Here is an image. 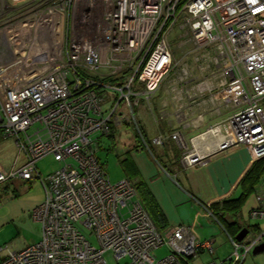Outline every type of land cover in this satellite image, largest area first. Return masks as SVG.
<instances>
[{"label":"built area","instance_id":"obj_1","mask_svg":"<svg viewBox=\"0 0 264 264\" xmlns=\"http://www.w3.org/2000/svg\"><path fill=\"white\" fill-rule=\"evenodd\" d=\"M45 17L47 25L57 18L54 27L39 23L35 31L51 30L48 35L56 37L60 27L62 47L42 51L51 61L40 67L31 51L34 36L24 34V40L17 31ZM180 22L195 50L213 48L225 59L229 84L220 96L236 108L206 131L215 137L211 149H195V138L186 141L178 132L169 136L184 150L183 168L237 146L246 147L254 161L263 159L264 0H31L19 6L0 0V32L16 31L2 35L12 60L0 54V129L18 151L10 169L0 171V186L39 179L44 190L43 202L32 212L41 224L40 240L7 250L0 264H106L108 252L126 264H190L199 253L214 252L213 241L195 239L185 226L160 231L135 186L128 179L111 182L96 157L98 139L109 137L110 124L133 127L149 148L135 108L141 100L148 104L171 72L169 36ZM105 90L119 94L106 115L99 94ZM166 139L158 136L152 143L163 146ZM49 155L63 167L44 180L36 164ZM255 204L249 218L262 221L264 184ZM262 236L246 244L232 239L228 264H241ZM162 247L167 254L159 258Z\"/></svg>","mask_w":264,"mask_h":264},{"label":"rangeland","instance_id":"obj_2","mask_svg":"<svg viewBox=\"0 0 264 264\" xmlns=\"http://www.w3.org/2000/svg\"><path fill=\"white\" fill-rule=\"evenodd\" d=\"M28 1L31 0H10L15 6L22 5ZM5 18L9 19L8 24H11L10 19L12 16L8 14ZM36 23V20L32 22L34 28L29 30L28 39L35 35ZM27 25L30 26V24ZM9 39L11 41V37H9ZM3 40L2 35H0V54L2 53V59L6 61L12 60L9 45H4ZM169 41L171 44L173 65L171 72H168L166 75L162 86L168 90L170 98L168 99L170 101L172 99L171 102L169 101L171 105L174 103L176 106V118L181 120L184 118V115H189L191 105L198 111H208L212 114V117L215 115L216 117L222 116L220 115L222 114L220 111H225L228 117L231 116L232 113L236 111L235 106L231 102L228 103L223 101L220 96L222 90L228 86L227 83L229 84L228 76L223 72L225 59L221 55L219 56V53L213 48L207 47L202 50H195L191 34L188 28L182 25V22L177 24L171 31ZM45 52L47 54V51ZM41 54L42 59L37 55L36 59L37 62H41L40 67H43L48 65L47 61L51 60L43 59L45 54H43L42 51ZM5 55L6 57H3ZM51 55V58L54 59L55 53ZM99 94L102 96L103 103L101 106L106 115L117 103L119 94L106 90ZM207 95H209V97ZM143 104L146 105V102L141 101L140 107H142ZM261 105L264 107V101ZM121 110L126 111L123 102L121 104ZM135 112L138 121L142 125V129L146 132V140L149 147L153 148L152 140L156 136L157 130L155 122L148 110L139 114L138 107H136ZM110 131L113 138H108L106 136L101 137L96 157L103 166L110 181L117 182L126 179V167L129 168L128 161L126 162V150L129 146V138L132 136L134 139L135 133L132 127H126L125 124L122 126L110 124ZM184 139L186 140V138ZM208 141L213 145L215 137L210 136L206 138V140H201L199 137L195 138L193 146L197 150L205 151V149L208 148ZM143 146L145 145L143 144ZM177 148L179 149L178 153L180 157H182L184 150L178 146ZM17 154L18 151L13 140L4 139L0 129V171L7 172L14 163ZM22 163V158H20L17 164L20 165ZM62 167L63 163L56 160L51 155L43 157L36 164L40 177L44 180ZM262 179L264 180V172L262 174ZM43 200L44 190L39 179H33L30 182L17 179L10 180L0 186V248L3 249L0 256H4L7 250L19 251L40 240L41 224L32 219V212ZM254 206L255 192L253 191L242 203L239 215L236 217L237 221L243 226L249 227L248 234L242 241L245 244L261 235H263L261 240L262 243H264V220L256 222L249 218V211L254 208ZM256 224L260 231H255L251 228ZM83 233L93 246H98L97 241L90 236L88 230H84ZM222 245V249L218 251L215 261L221 263L223 260L224 264H228L227 258L229 255L231 256L232 250L228 241ZM166 254L167 249H165V247L156 251V255L159 258ZM200 256H203L202 259L190 264H199L198 262H203V259L207 257L211 259L215 258V254L212 255L208 251H205V253H202ZM104 259L106 264H126L128 262L127 259H121L117 262L110 252L104 254ZM204 264H208V262ZM243 264H264V252L253 255L251 251L245 257Z\"/></svg>","mask_w":264,"mask_h":264},{"label":"crops","instance_id":"obj_3","mask_svg":"<svg viewBox=\"0 0 264 264\" xmlns=\"http://www.w3.org/2000/svg\"><path fill=\"white\" fill-rule=\"evenodd\" d=\"M168 94V90L161 85L148 104L138 106L139 114L148 110L155 122L157 130L154 138L163 136L167 139L163 146L153 144V148H146L138 141L136 135L134 139L131 136L128 141L126 158L132 164V171L130 174L126 173V179L136 186L139 200L160 231L164 232L179 226L187 227L195 239L213 241L212 255L215 254V258L207 257L203 259V262L198 263L224 264L223 260L221 263L215 261L216 255L226 241L229 242L232 250V239L235 237L233 238L226 231L210 207L214 205L217 207L215 208L216 213H224L221 208L222 202L240 195V181L256 161L251 158L246 147L237 146L211 156L203 164L183 168L179 149L169 136L178 132L188 141L201 136L202 140H206L209 137L205 134L206 131L226 119L228 114L220 111L222 116L212 117L208 111H198L191 105L190 114L178 120L176 106L174 103L171 105L172 99L169 100ZM135 115L137 118L136 112ZM139 124L141 125L140 122ZM143 133L147 138L144 130ZM100 139H98V148ZM208 142V147H213L210 141ZM262 184L264 180L261 176L254 188L255 193ZM224 219L229 222L236 220L228 215H225ZM240 225L243 226L241 223ZM253 229L260 231L259 228L256 230L253 227ZM202 253L191 258L190 263L202 259L203 256H200ZM229 257L230 255L227 262ZM243 262L244 260L241 264Z\"/></svg>","mask_w":264,"mask_h":264},{"label":"trees","instance_id":"obj_4","mask_svg":"<svg viewBox=\"0 0 264 264\" xmlns=\"http://www.w3.org/2000/svg\"><path fill=\"white\" fill-rule=\"evenodd\" d=\"M126 76H127V73L123 76V78H125ZM140 128H141V125H140ZM134 132H135L136 137L138 138L137 132L135 131V129H134ZM108 138H113L111 133H110ZM145 139H146V137H145ZM138 141L141 142V140L139 138H138ZM127 161L129 164V168L126 167V173L130 174L132 171V168H131L132 164L128 158H126V162ZM263 172H264V158L259 160V161H256L253 164V166L247 171V173L244 175V177L241 179L240 184H239L240 188H241L240 195L237 198L225 200L222 202L221 208H222V210H224V213H216L217 211L215 210V208H217V207L214 205H213L214 207L213 206L210 207V208H212L214 215L219 219V221L222 223L223 227L226 229V231L230 235H232L233 238L238 234V232L242 228L248 229L247 227L241 226L240 223L237 221L236 217L239 215L242 203L254 191V188L257 185V183L260 181ZM27 182H30V181H27ZM135 188H136V186H135ZM225 215L232 216L236 220L229 222L226 219H224ZM156 227H157V225H156ZM253 227L256 230L259 228L257 225L252 226V228Z\"/></svg>","mask_w":264,"mask_h":264},{"label":"bare ground","instance_id":"obj_5","mask_svg":"<svg viewBox=\"0 0 264 264\" xmlns=\"http://www.w3.org/2000/svg\"><path fill=\"white\" fill-rule=\"evenodd\" d=\"M43 19H46V17L41 18V20L35 24L36 29L38 28L39 23L41 24V26L39 25L40 27L45 25L47 29H52L54 27L53 21H57V18H54V19H52L53 21H51L47 25V23H46L47 21H44ZM33 27L34 26H31V23H30V26H28V25L26 26V23H25L23 25V27H20L17 32H19V34H21L22 38L25 40L24 34H26L28 37L29 36V30L32 29ZM8 32H10V31H8ZM8 32H5V33L8 34ZM60 32H61V29H60V27H58L56 37L53 35L52 36L50 35L51 37L56 38V41H54L55 45L52 47L50 46L51 45V43H49V40H50L49 37L50 36L48 35V34H51V30H49L47 33H45V31H43L42 29H40L38 32H36V34L34 35V38H33V43H32V49H31L32 53L41 58L42 57L41 51H45V50L56 51V52L59 51L60 47H62V44H61L62 38L59 37ZM5 33L0 32V35H3ZM10 33H12L11 36H13L16 34V31H14V29H13V31Z\"/></svg>","mask_w":264,"mask_h":264},{"label":"water","instance_id":"obj_6","mask_svg":"<svg viewBox=\"0 0 264 264\" xmlns=\"http://www.w3.org/2000/svg\"><path fill=\"white\" fill-rule=\"evenodd\" d=\"M247 234H248V229L243 228L242 230H240V231L238 232V234L235 236L234 239H235L237 242H242L243 239L247 236ZM262 252H264V243H261V244L257 245V246L252 250V254H253V255H257V254H260V253H262Z\"/></svg>","mask_w":264,"mask_h":264}]
</instances>
